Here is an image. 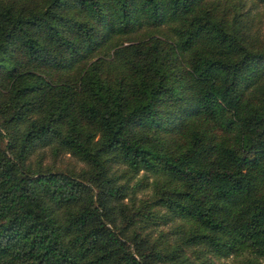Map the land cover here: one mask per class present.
<instances>
[{"label": "trees", "instance_id": "16d2710c", "mask_svg": "<svg viewBox=\"0 0 264 264\" xmlns=\"http://www.w3.org/2000/svg\"><path fill=\"white\" fill-rule=\"evenodd\" d=\"M243 14L218 0H0V264H193L196 246L264 264V38ZM43 146L85 167H33ZM113 162L152 175L144 217L178 219L159 234L173 243L129 213L136 186Z\"/></svg>", "mask_w": 264, "mask_h": 264}, {"label": "rangeland", "instance_id": "374dc122", "mask_svg": "<svg viewBox=\"0 0 264 264\" xmlns=\"http://www.w3.org/2000/svg\"><path fill=\"white\" fill-rule=\"evenodd\" d=\"M239 1H242L243 3ZM218 4L220 5V9H223V11L226 13L227 17L228 15L231 17L233 12L238 11V9L240 10V12L241 10L246 11V15L243 14V16L241 17V19L246 22L245 31L251 39L260 40L264 38V3L259 2L258 4H252L251 0H218ZM257 11H259L258 14ZM247 17L249 19L251 18L253 25L250 24L249 19H246ZM144 36L145 34L143 33L137 34L134 37L140 38ZM124 43H127V41H125ZM156 137L162 144H168V147L174 150L175 145L169 133L165 134L162 130H158ZM28 161L31 162L33 167H35L36 165H40L42 167L71 171L74 173H78L82 168L85 167L83 161L79 160L69 152L63 151L54 153L50 149V147L47 146L35 149L34 152L28 157ZM111 171H113L117 175L119 181H125L129 185L136 186L134 194L135 199H133L134 206L132 205V201H130L129 199L125 198L124 201L125 203H127L129 213L133 211L132 209H134L136 205L137 208H141V214L136 216L142 219L141 222H143V220L149 222L148 227L145 228L144 231L149 232L151 237H157V239L162 243H173L175 241L176 234L168 233L165 236V239L163 237H160L159 234L161 231H169L174 224L179 222L178 219L169 222L167 221L165 223H160L157 225L153 224L156 220H150L144 217V215H146V211L142 209L141 206H144L148 201L152 199L153 191L151 185L149 184L153 179L152 175L149 174L147 176V180H144L143 177L148 173L141 170L136 172L135 174H132L129 172L126 165L118 162L112 163ZM141 178L142 180H140ZM151 209H159L160 212L165 211L164 207L152 206ZM183 224L186 225L184 222ZM186 253L190 256L191 261L194 262L193 264H232L234 260L233 256H215L212 253L200 248V246L189 247L188 249H186Z\"/></svg>", "mask_w": 264, "mask_h": 264}]
</instances>
